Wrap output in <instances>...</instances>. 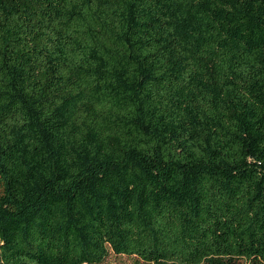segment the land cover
I'll list each match as a JSON object with an SVG mask.
<instances>
[{
    "label": "trees",
    "instance_id": "trees-1",
    "mask_svg": "<svg viewBox=\"0 0 264 264\" xmlns=\"http://www.w3.org/2000/svg\"><path fill=\"white\" fill-rule=\"evenodd\" d=\"M264 264V0H0V264Z\"/></svg>",
    "mask_w": 264,
    "mask_h": 264
},
{
    "label": "rangeland",
    "instance_id": "rangeland-1",
    "mask_svg": "<svg viewBox=\"0 0 264 264\" xmlns=\"http://www.w3.org/2000/svg\"><path fill=\"white\" fill-rule=\"evenodd\" d=\"M109 260L115 264H131L132 260L126 256H117L114 253H111Z\"/></svg>",
    "mask_w": 264,
    "mask_h": 264
}]
</instances>
